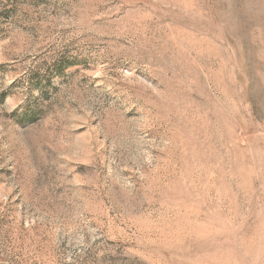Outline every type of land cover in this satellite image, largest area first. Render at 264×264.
Masks as SVG:
<instances>
[{"label":"rangeland","instance_id":"rangeland-1","mask_svg":"<svg viewBox=\"0 0 264 264\" xmlns=\"http://www.w3.org/2000/svg\"><path fill=\"white\" fill-rule=\"evenodd\" d=\"M0 264H264V0H0Z\"/></svg>","mask_w":264,"mask_h":264}]
</instances>
